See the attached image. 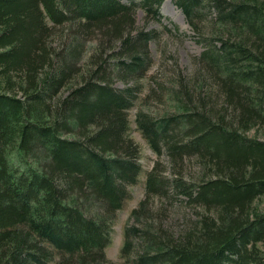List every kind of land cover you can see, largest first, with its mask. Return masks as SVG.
I'll return each mask as SVG.
<instances>
[{"label": "trees", "instance_id": "16d2710c", "mask_svg": "<svg viewBox=\"0 0 264 264\" xmlns=\"http://www.w3.org/2000/svg\"><path fill=\"white\" fill-rule=\"evenodd\" d=\"M162 1L140 5L159 19ZM172 1L188 22L203 3L214 12L201 59L226 113L184 104L155 120L136 113L153 150L177 128L187 140L169 141V150L213 165L198 183L171 184L209 213L173 236L143 232L133 262L264 264V137L246 134L264 128V0ZM134 15L121 0H0V264H43L51 254L69 264L104 260L111 222L141 173L128 132L138 89L115 87L112 74L127 83L146 71L151 36L133 34ZM94 29L118 48L115 66L83 56L79 38ZM156 182L149 172V192Z\"/></svg>", "mask_w": 264, "mask_h": 264}, {"label": "rangeland", "instance_id": "374dc122", "mask_svg": "<svg viewBox=\"0 0 264 264\" xmlns=\"http://www.w3.org/2000/svg\"><path fill=\"white\" fill-rule=\"evenodd\" d=\"M121 1L135 8V21L129 27L133 34L141 30L147 31L151 36L147 44L149 60L144 74L132 76L124 83L120 76L112 72L115 87L123 88L127 84L138 89L136 99L128 110V132L139 148L137 162L141 173L137 182L128 187L130 197L111 222V239L105 247L104 260L97 264H134L143 232L173 236L193 227L202 216L209 213L203 204L188 201L171 184L178 180L181 184L190 185L198 183L203 177L211 176L209 173L213 162L210 157L197 152L178 154L169 150V141L178 144L187 140L185 133L177 128L173 134L172 131L168 133V142L161 141L160 151L153 150L138 129L136 113L141 111L155 120L178 112L183 104L187 110L226 113L219 85L207 72L206 63L201 59V54L214 38L213 31L217 27L211 8L208 9L206 3H203L197 19L188 22L185 14L172 0L162 1L159 19L145 12L140 0ZM60 29L61 27L55 31L60 33ZM94 30L95 33L89 39L79 38V41H83L79 43L83 56L91 55L95 60L101 58L107 68L115 66L119 57L118 48H110L102 33L98 29ZM88 63L91 64L90 59ZM246 134L264 137V128L250 130ZM149 172L154 174L157 181L155 190L151 192L146 186ZM258 204L264 209V198L259 199ZM134 209H138V216L131 215ZM131 228L133 231L126 234L127 229ZM126 240L129 245L126 250H122ZM51 255L52 258L43 264H69L65 260L70 262L67 257Z\"/></svg>", "mask_w": 264, "mask_h": 264}, {"label": "bare ground", "instance_id": "6f19581e", "mask_svg": "<svg viewBox=\"0 0 264 264\" xmlns=\"http://www.w3.org/2000/svg\"><path fill=\"white\" fill-rule=\"evenodd\" d=\"M167 1V0H166Z\"/></svg>", "mask_w": 264, "mask_h": 264}]
</instances>
